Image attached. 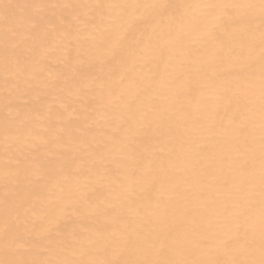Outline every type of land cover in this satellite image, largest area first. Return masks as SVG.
<instances>
[{
  "label": "bare ground",
  "instance_id": "obj_1",
  "mask_svg": "<svg viewBox=\"0 0 264 264\" xmlns=\"http://www.w3.org/2000/svg\"><path fill=\"white\" fill-rule=\"evenodd\" d=\"M0 264H264V0H0Z\"/></svg>",
  "mask_w": 264,
  "mask_h": 264
}]
</instances>
